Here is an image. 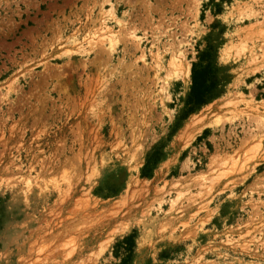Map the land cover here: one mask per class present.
Returning a JSON list of instances; mask_svg holds the SVG:
<instances>
[{
    "label": "rangeland",
    "instance_id": "374dc122",
    "mask_svg": "<svg viewBox=\"0 0 264 264\" xmlns=\"http://www.w3.org/2000/svg\"><path fill=\"white\" fill-rule=\"evenodd\" d=\"M103 19L115 49L78 51ZM131 233L127 264H264V0H0V264Z\"/></svg>",
    "mask_w": 264,
    "mask_h": 264
},
{
    "label": "bare ground",
    "instance_id": "6f19581e",
    "mask_svg": "<svg viewBox=\"0 0 264 264\" xmlns=\"http://www.w3.org/2000/svg\"><path fill=\"white\" fill-rule=\"evenodd\" d=\"M111 7V6H110ZM115 8H114V6H112V9H110V10H108V11H110V13L112 14V15H114L115 13V10H114ZM105 11V10H104ZM109 13V12H108ZM163 14V13H162ZM109 15V14H108ZM100 18V17H99ZM105 19V18H104ZM103 19V21L102 22H100V27L99 26H97L96 27V32H95V34H97V36L95 37H93V40H91V41H87V45H83L82 44V42H81V44L79 43V42H77V44H80L79 46L78 45H76V47L78 46L79 48H80V46H81V50L79 49L78 51H81V52H90V51H92L93 49H94V47L96 46V45H98L99 43H102V45L103 46H106V47H108V49L109 50H114L115 49V44H117L118 42H119V38H118V32H116L112 27H110L107 23H106V21ZM96 20H97V18H96ZM118 20V19H117ZM123 22V21H122ZM94 25V24H93ZM137 27V26H136ZM95 30V29H94ZM120 32V31H119ZM94 33V32H93ZM92 33V34H93ZM94 35V34H93ZM130 35H131V37L133 38V39H135L136 40V38H137V35L136 34H134L133 32H131L130 33ZM119 36H121V34L119 35ZM96 38H98L99 40H97ZM92 39V38H91ZM75 40V39H74ZM90 40V39H89ZM97 40V41H96ZM92 41H96L95 43H92ZM100 41V42H99ZM138 41V40H137ZM84 42V41H83ZM125 42V41H124ZM88 44H89V46H88ZM93 45H95V46H93ZM77 47V48H78ZM178 48V47H177ZM68 51V50H67ZM77 51V50H76ZM100 51V50H99ZM179 51L182 53V50H181V48H179ZM96 53V52H95ZM178 55V54H177ZM140 56H142V58H144V60L146 61V53H142V55L140 54ZM183 56H185V55H183ZM178 57H180V56H178ZM177 57V58H178ZM182 57V56H181ZM182 60H183V58H182ZM174 62V61H173ZM177 61H175V63H176ZM155 63H156V60H155ZM159 64H160V62H158ZM157 63V64H158ZM179 64H182V63H179ZM184 65V64H183ZM182 65V66H183ZM161 66V65H160ZM185 66V65H184ZM157 67H158V65H157ZM156 67V68H157ZM176 67H180L179 65H177ZM183 68V67H182ZM159 69V68H158ZM177 69V68H176ZM175 69V70H176ZM186 69H187V67H186ZM160 70V69H159ZM174 71V70H173ZM186 72H187V76H186V78H184V79H186V82L187 83H189L190 82V75H191V71H190V69L188 68L187 69V71L185 70V74H186ZM156 73V72H155ZM155 76H156V74H155ZM167 83V82H166ZM167 85V84H166ZM163 87V86H162ZM160 89V88H159ZM168 87L166 86V87H163V88H161V102H162V104L165 106V108H167L166 110H168V105H167V101H166V99L164 100V98H166V96H167V94H168ZM74 99V98H73ZM155 103V102H154ZM82 104V103H81ZM131 230V227H128V228H126L125 230H118L119 232H117V233H121V235H124L125 233H127V232H129Z\"/></svg>",
    "mask_w": 264,
    "mask_h": 264
},
{
    "label": "trees",
    "instance_id": "16d2710c",
    "mask_svg": "<svg viewBox=\"0 0 264 264\" xmlns=\"http://www.w3.org/2000/svg\"><path fill=\"white\" fill-rule=\"evenodd\" d=\"M195 74L196 73L193 71L192 87L186 102L190 110H193L196 108L197 105L199 106L200 104L204 103L205 99L209 98V96L212 95L211 92L212 86L206 84L204 79L197 82ZM133 238H134V233L124 236V242L127 245L126 246L127 255L124 258H122L120 264H127L129 262L132 253V248L134 246Z\"/></svg>",
    "mask_w": 264,
    "mask_h": 264
}]
</instances>
